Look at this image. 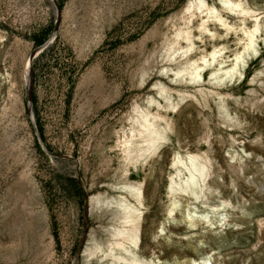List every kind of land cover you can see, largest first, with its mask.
<instances>
[{
	"label": "rangeland",
	"instance_id": "1",
	"mask_svg": "<svg viewBox=\"0 0 264 264\" xmlns=\"http://www.w3.org/2000/svg\"><path fill=\"white\" fill-rule=\"evenodd\" d=\"M55 1L0 0V264H105L85 248L106 250L123 196L143 264H264V0H205L222 20L193 0ZM193 62L200 79L174 74ZM141 111L163 138L127 158Z\"/></svg>",
	"mask_w": 264,
	"mask_h": 264
},
{
	"label": "bare ground",
	"instance_id": "2",
	"mask_svg": "<svg viewBox=\"0 0 264 264\" xmlns=\"http://www.w3.org/2000/svg\"><path fill=\"white\" fill-rule=\"evenodd\" d=\"M223 2L231 6L232 5L236 7L241 6L239 4H234L229 0H223ZM52 3H54V0H52ZM54 8H55L56 13H58V9H56V6H54ZM186 9L187 11H191L194 9H199V10L205 9L209 15L214 14V16L218 20H222L221 17L217 14L218 11L214 7H209L208 4H206L205 0L190 1ZM201 27L206 30L205 21L201 23ZM257 30H258V26H255L254 29L252 30L249 29L246 32L247 42H246L245 48L252 47L254 43L255 32ZM176 36L177 37L181 36L186 41H188V45L186 44L187 46L185 50L183 51V53H186L192 48L193 43L191 41L189 30H186V31L178 30V32L176 33ZM36 53L38 52L36 51L33 55H35ZM218 53H220V49H218L217 51L213 50L210 53V57L214 59ZM242 55L243 54L235 55L234 65L224 70L219 69L217 72L213 73L214 77L216 79H219L220 81H224L226 79L231 80L233 76L235 75V73L237 72V67L240 64L239 60L242 59ZM209 59L210 58L207 59L203 57L202 58L203 65L206 64L209 61ZM31 62H32L31 58H29L27 62L26 70H25V77L28 82L30 79V68L32 64ZM203 65L193 62L189 64L188 66L185 65L186 67H182L179 70L177 69L178 71L176 70L177 72L174 74L178 76H180L179 74H187L191 80L200 79L202 76ZM221 70H222V74L217 75L218 72ZM135 110L136 112H138L137 109ZM149 115L150 114L146 113L145 111H141L134 118V122L137 124L136 125L137 128H131V137H132V133L133 134L137 133V135L142 136L143 137L142 142L146 143V147L132 149V141H131L132 139L124 140L123 142L124 152L127 158H131L133 153L139 152L140 154H144L145 152H148L150 150L156 151L157 148L159 147V144H160L159 141L163 138V135L160 132H158L156 129L152 128L153 123L149 121V118H148L150 117ZM187 160L189 162V166L185 168H188L189 174L187 178L184 180V186L182 187V190L186 191L187 189H191L193 190V193L195 194L194 187L198 183V178L199 177L201 178V176L203 175V171H206V170H204L205 168L204 165L197 162V156L188 155ZM177 162L183 165H186L184 160H182L181 158H177ZM126 188L128 190V193L131 196L133 195L138 202L141 201L142 189L140 185H127ZM88 201H89L90 207L92 206L94 201L96 203L100 202L98 198H94V197H90ZM112 202H114L116 206V213H113L116 224L111 228V230H108V238L105 242L106 250H103L102 245L100 246L97 244V245H94L95 246L93 247L94 249L91 250V249L85 248V251H87L89 255H94L97 251L102 252V254L100 255L101 256L100 260H104L106 258L109 259L105 264H143L145 261L137 257L136 250H135L140 240V224H141L140 219H141L142 213L137 207H135L131 202H129V200L126 199L125 196L114 199L113 201L111 200V201L104 202V203L109 206L113 204Z\"/></svg>",
	"mask_w": 264,
	"mask_h": 264
},
{
	"label": "water",
	"instance_id": "3",
	"mask_svg": "<svg viewBox=\"0 0 264 264\" xmlns=\"http://www.w3.org/2000/svg\"><path fill=\"white\" fill-rule=\"evenodd\" d=\"M54 6H56V9H58V5L56 3V1L54 0V3H52Z\"/></svg>",
	"mask_w": 264,
	"mask_h": 264
}]
</instances>
